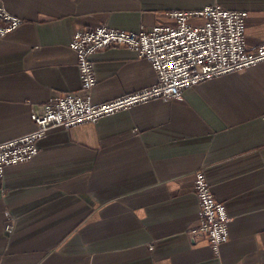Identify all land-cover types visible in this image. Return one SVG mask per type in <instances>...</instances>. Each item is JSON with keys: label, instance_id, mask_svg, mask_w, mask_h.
<instances>
[{"label": "crops", "instance_id": "0c3cea01", "mask_svg": "<svg viewBox=\"0 0 264 264\" xmlns=\"http://www.w3.org/2000/svg\"><path fill=\"white\" fill-rule=\"evenodd\" d=\"M1 3L23 23L0 38V140L33 130V107L81 91L77 29L139 30L173 23V10L219 4L248 12V49L264 41V0ZM93 62L96 102L157 80L151 61L127 47L99 50ZM38 145L0 175V264H264V61L179 98L51 129ZM199 170L231 217L219 254L190 232Z\"/></svg>", "mask_w": 264, "mask_h": 264}, {"label": "built area", "instance_id": "2783aa9c", "mask_svg": "<svg viewBox=\"0 0 264 264\" xmlns=\"http://www.w3.org/2000/svg\"><path fill=\"white\" fill-rule=\"evenodd\" d=\"M171 24L123 30L107 24L77 29L70 43L77 54L81 91H68L33 107L31 118L35 128L20 135L0 140V175L9 165L27 161L38 154V142L51 129L71 128L128 109L136 104L161 98H179L183 91L198 82L264 61V41L255 49L245 45L246 10L229 9L219 4L199 10H173ZM200 16L202 23L191 22ZM23 23L0 0V38ZM123 46L151 61L157 74L155 83L114 98L96 102L92 89L95 76L93 54L108 47ZM200 209L193 235L205 236L216 254L229 240V216L226 206L214 195L203 170L194 181ZM8 231L14 228L11 220Z\"/></svg>", "mask_w": 264, "mask_h": 264}]
</instances>
